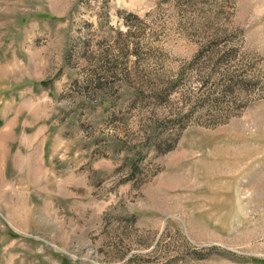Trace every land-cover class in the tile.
<instances>
[{
    "label": "rangeland",
    "instance_id": "374dc122",
    "mask_svg": "<svg viewBox=\"0 0 264 264\" xmlns=\"http://www.w3.org/2000/svg\"><path fill=\"white\" fill-rule=\"evenodd\" d=\"M0 264H264V0H0Z\"/></svg>",
    "mask_w": 264,
    "mask_h": 264
},
{
    "label": "trees",
    "instance_id": "16d2710c",
    "mask_svg": "<svg viewBox=\"0 0 264 264\" xmlns=\"http://www.w3.org/2000/svg\"><path fill=\"white\" fill-rule=\"evenodd\" d=\"M41 83H45L44 81H42Z\"/></svg>",
    "mask_w": 264,
    "mask_h": 264
}]
</instances>
